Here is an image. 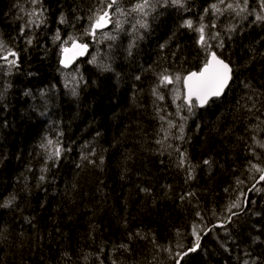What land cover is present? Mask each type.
<instances>
[{"label":"trees","instance_id":"obj_1","mask_svg":"<svg viewBox=\"0 0 264 264\" xmlns=\"http://www.w3.org/2000/svg\"><path fill=\"white\" fill-rule=\"evenodd\" d=\"M109 2L0 0V264H264V0L156 9L96 48ZM68 43L90 47L74 93ZM210 53L231 84L184 110L165 77Z\"/></svg>","mask_w":264,"mask_h":264},{"label":"rangeland","instance_id":"obj_2","mask_svg":"<svg viewBox=\"0 0 264 264\" xmlns=\"http://www.w3.org/2000/svg\"><path fill=\"white\" fill-rule=\"evenodd\" d=\"M179 1L180 0H141L140 2H137L135 5L133 4L129 8L119 7V5L118 4L116 5L115 2L114 6H112L110 9L107 10V12L110 11L109 14L110 19L108 20L109 29L106 32L98 33L96 36L97 39L96 42L99 43V42L114 41L119 36V33L126 26L132 25V27L134 26L138 27L139 25H144V22L147 19V17L150 14H152L158 7L169 6L171 5L170 4L171 2L174 4L180 3ZM238 2L239 0H219L220 5L216 8V10H218L220 6H224V7L228 6L227 9H225V11L230 10L233 7H237L236 3ZM137 5H143V7L137 9ZM229 5H231V7H229ZM262 11L264 15V8L262 9ZM101 15H103V13ZM262 19L264 20V16L262 17ZM70 45L72 44L71 43L66 44L65 49ZM0 50H2V48H0ZM96 56H97V52H95L94 55L92 54L91 60H95ZM63 77L70 92L74 93L77 87L81 84V76L79 69L72 68L68 71L65 70L63 73ZM169 85L171 88H173L174 98L177 101H181L183 99L184 110H186L187 106L184 103L181 79L180 78L172 79L171 82H169Z\"/></svg>","mask_w":264,"mask_h":264},{"label":"snow or ice","instance_id":"obj_3","mask_svg":"<svg viewBox=\"0 0 264 264\" xmlns=\"http://www.w3.org/2000/svg\"><path fill=\"white\" fill-rule=\"evenodd\" d=\"M115 2L116 0H110V2L107 4V7L111 8ZM142 7L143 5H137V9ZM229 7H231V5H229ZM107 17L108 13L106 11L103 13V15H99L95 21L94 27L105 26L108 22ZM188 24L191 26L190 21ZM199 31L203 33V28L199 29ZM200 39L201 42H203V35H201ZM82 47L86 48L87 45H83ZM9 55L16 56V53L10 51ZM211 55L212 60L205 64L204 70L202 72H193L187 77L189 95H195L202 104L207 102L210 97L219 96L228 86V81L231 79V68L229 65L223 60H220L215 53H212ZM4 59L6 60L7 57L5 56ZM10 63H14V61H11ZM165 79L171 82L168 77H165ZM177 79H179V77H177ZM260 179L264 180V176H261ZM191 250L194 251L195 248Z\"/></svg>","mask_w":264,"mask_h":264},{"label":"water","instance_id":"obj_4","mask_svg":"<svg viewBox=\"0 0 264 264\" xmlns=\"http://www.w3.org/2000/svg\"><path fill=\"white\" fill-rule=\"evenodd\" d=\"M109 29L108 26V22L105 26L103 27H93L92 28V32H91V36L92 38L96 37V34L98 33H102V32H106ZM83 44L80 43H74L72 45H70L69 47H67L66 49H64L62 56H61V68L65 71V70H70L72 68H74L76 66V64L78 63V61L81 58H86L89 55V49L90 47L87 45V47H82ZM212 53H210L209 55V60L208 62H210L212 60ZM217 56V55H216ZM218 57V56H217ZM219 58V57H218ZM220 59V58H219ZM222 60V59H220ZM207 62V63H208ZM227 64V63H226ZM230 67V66H229ZM231 68V67H230ZM204 70V67L199 71V72H195V73H200ZM191 74V73H190ZM188 74L186 77H184L182 79V88H183V97H184V103L186 106L191 107L193 104H195L197 106L198 109H204L208 106V104L210 102H212L213 100L216 99H221L226 91V89L228 88V86L231 83L232 80V68H231V79L228 81V86L223 90V92L219 95V96H213L210 97L207 102L205 103H201L199 99H197V97L195 95H189V88L187 86L188 81H187V77L190 75ZM258 185H256L257 187ZM255 187V188H256ZM254 190V188H252V190L249 192L251 193ZM219 227H221V225H219ZM210 231V230H209Z\"/></svg>","mask_w":264,"mask_h":264},{"label":"bare ground","instance_id":"obj_5","mask_svg":"<svg viewBox=\"0 0 264 264\" xmlns=\"http://www.w3.org/2000/svg\"><path fill=\"white\" fill-rule=\"evenodd\" d=\"M104 1V0H103ZM141 0H137V1H133V3H132V5L134 4H136L137 2H140ZM188 1L189 0H180L179 2L180 3H176V4H174V3H170L171 5H169V6H160V7H158L157 9H164V8H167V9H180V10H186L187 9V6H188ZM131 5V6H132ZM130 6V7H131ZM119 7H122V6H119ZM228 7V6H227ZM227 7H225V9H227ZM264 8V7H263ZM190 20H185V22H183V24L186 26V27H189V29H191V28H194L197 32H198V34H199V37H201V35H203V37H204V39H203V42H205L206 40H207V38H206V36L204 35V32L203 33H201L200 31H199V29H201L202 28V26H201V21L199 20V22H198V25L197 26H193L192 25V22H191V26H189V24H188V22H189ZM92 32V31H91ZM96 36H97V34H96ZM198 37V38H199ZM94 40H97L96 39V37L95 38H93ZM92 44L94 45V47H98V43L97 42H95V41H92ZM0 52H2L1 50H0ZM210 55V54H209ZM88 58V56L86 57V58H81V59H87ZM80 59V60H81ZM209 60V59H208ZM182 81V80H181ZM231 84V83H230ZM229 87V86H228ZM228 89V88H227ZM227 89H226V91H227ZM225 91V92H226ZM225 94V93H224ZM224 96V95H223ZM257 189V188H256ZM196 237L198 238V236L196 235ZM197 244H198V246H197ZM199 245H200V240H198V239H194L193 240V248H195V250L193 251V253L194 252H196V251H198V249H199ZM192 248V249H193ZM192 251V250H191Z\"/></svg>","mask_w":264,"mask_h":264},{"label":"flooded vegetation","instance_id":"obj_6","mask_svg":"<svg viewBox=\"0 0 264 264\" xmlns=\"http://www.w3.org/2000/svg\"><path fill=\"white\" fill-rule=\"evenodd\" d=\"M109 12V13H108ZM107 13H108V17H107V20H109L110 19V17H109V14H110V11H108Z\"/></svg>","mask_w":264,"mask_h":264}]
</instances>
